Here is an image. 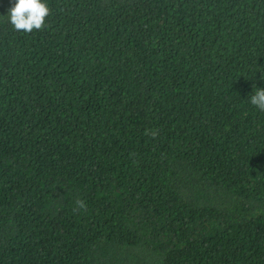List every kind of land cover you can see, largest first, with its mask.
Segmentation results:
<instances>
[{
  "label": "trees",
  "instance_id": "16d2710c",
  "mask_svg": "<svg viewBox=\"0 0 264 264\" xmlns=\"http://www.w3.org/2000/svg\"><path fill=\"white\" fill-rule=\"evenodd\" d=\"M43 2L0 0V264H264V0Z\"/></svg>",
  "mask_w": 264,
  "mask_h": 264
},
{
  "label": "clouds",
  "instance_id": "9594fccd",
  "mask_svg": "<svg viewBox=\"0 0 264 264\" xmlns=\"http://www.w3.org/2000/svg\"><path fill=\"white\" fill-rule=\"evenodd\" d=\"M50 15V8L43 0H14L6 15L9 23L17 30L31 33L33 30H41L45 26V19ZM249 96L250 103L261 111H264V88H257ZM153 138L157 135L155 130L151 131ZM78 209H86L83 200L77 199ZM74 208L73 211H77Z\"/></svg>",
  "mask_w": 264,
  "mask_h": 264
}]
</instances>
